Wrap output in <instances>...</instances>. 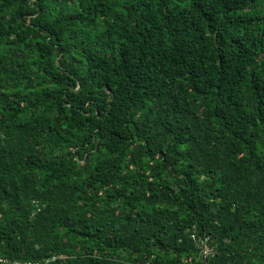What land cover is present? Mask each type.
<instances>
[{
    "label": "trees",
    "instance_id": "obj_1",
    "mask_svg": "<svg viewBox=\"0 0 264 264\" xmlns=\"http://www.w3.org/2000/svg\"><path fill=\"white\" fill-rule=\"evenodd\" d=\"M0 264H264V0H0Z\"/></svg>",
    "mask_w": 264,
    "mask_h": 264
},
{
    "label": "built area",
    "instance_id": "obj_2",
    "mask_svg": "<svg viewBox=\"0 0 264 264\" xmlns=\"http://www.w3.org/2000/svg\"><path fill=\"white\" fill-rule=\"evenodd\" d=\"M193 237H194V235H193ZM207 239L208 238H204V239H201L200 238V241H201V243H202V253L204 254V255H207V254H209L211 251H212V249H211V247L208 245V243H207Z\"/></svg>",
    "mask_w": 264,
    "mask_h": 264
}]
</instances>
